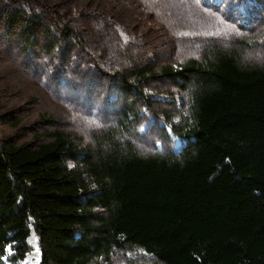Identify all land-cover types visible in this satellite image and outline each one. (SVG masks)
Returning a JSON list of instances; mask_svg holds the SVG:
<instances>
[{
    "label": "trees",
    "instance_id": "obj_1",
    "mask_svg": "<svg viewBox=\"0 0 264 264\" xmlns=\"http://www.w3.org/2000/svg\"><path fill=\"white\" fill-rule=\"evenodd\" d=\"M132 73L130 87L154 76L186 93L168 120L179 148L141 156L104 136L90 150L57 130L43 143L1 141L0 259L24 258L33 225L40 264L130 247L157 264H264V67L213 46Z\"/></svg>",
    "mask_w": 264,
    "mask_h": 264
},
{
    "label": "rangeland",
    "instance_id": "obj_2",
    "mask_svg": "<svg viewBox=\"0 0 264 264\" xmlns=\"http://www.w3.org/2000/svg\"><path fill=\"white\" fill-rule=\"evenodd\" d=\"M213 46L264 67V0H0V142L43 143L57 130L79 148L110 136L141 156L169 154L179 140L168 120L186 93L154 76L130 87L129 77ZM31 229L24 258L0 264H40ZM91 264L157 260L130 247Z\"/></svg>",
    "mask_w": 264,
    "mask_h": 264
}]
</instances>
